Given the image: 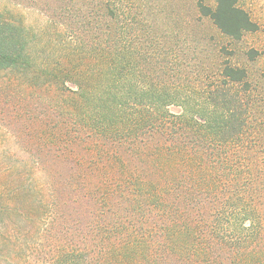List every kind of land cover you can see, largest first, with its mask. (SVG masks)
Wrapping results in <instances>:
<instances>
[{
    "label": "rangeland",
    "instance_id": "obj_1",
    "mask_svg": "<svg viewBox=\"0 0 264 264\" xmlns=\"http://www.w3.org/2000/svg\"><path fill=\"white\" fill-rule=\"evenodd\" d=\"M200 1L0 0V16L29 28L33 43L52 57V67L64 65L65 54H70L72 65L87 69L81 57L88 41L97 50L92 63L98 64L103 49L109 66L122 53L129 73L125 83L141 92L152 87L157 96L150 98L171 100L170 115L201 112L210 119L224 118L221 136L214 141L209 140L212 131L204 134L190 128L187 138H181L177 135L182 128H170L167 118L159 129H145L141 141L119 144L93 136L57 149L62 144L50 131L63 121V94L57 91L50 97L31 89L18 73L0 72V190L15 194L9 186L23 181L26 194L39 201L34 191L45 187L43 195L53 207L46 215L42 211L38 220L27 221L22 211L0 215V264H61V259L71 264H118L116 247L125 248L131 241L140 247L146 241L157 243L143 229L148 209L142 184L165 179L148 159L131 150L173 141L186 144L190 151L185 163L177 159L181 168H189L188 179L177 181L188 186L219 179L226 185L223 191L204 194L211 202H205L200 213L209 218L230 195L247 197L255 206L257 233L251 239L245 234L243 242L255 243L252 259L264 264V0L240 3L258 29L238 40L201 15ZM203 2L216 6V0ZM226 66L244 70L246 77L240 81L225 77ZM115 79L110 76L109 83ZM217 102L223 108L218 114L213 105ZM140 110L127 107L128 113ZM142 112L148 114L149 108ZM168 131L173 132L169 137ZM102 150L114 157L102 155ZM200 163L205 175L194 179ZM122 180L124 192L115 197L108 188ZM108 196H113L110 203L103 201ZM129 231L138 236L130 238ZM227 242L224 256L235 247Z\"/></svg>",
    "mask_w": 264,
    "mask_h": 264
},
{
    "label": "trees",
    "instance_id": "obj_2",
    "mask_svg": "<svg viewBox=\"0 0 264 264\" xmlns=\"http://www.w3.org/2000/svg\"><path fill=\"white\" fill-rule=\"evenodd\" d=\"M241 2L242 0H216V6L212 8L201 0L199 11L201 15L211 18L222 33L238 40L245 33L258 29V25L253 22L248 12L240 6ZM32 36L29 28L0 16V72L18 73L26 82H30L31 89L46 92L50 97L55 96L57 91L63 94V103L60 106L64 114L63 121L55 127L56 130L50 131L52 138L58 139L62 144L57 149L73 147L83 137L93 136L119 144L141 141L140 137L147 133L146 130L149 131L155 126L156 130L159 129L162 121L167 118L171 119L170 128L173 127L174 130L177 127L182 128L183 132L177 135L181 138H187L189 128L204 134L206 131H212L210 141L220 138L224 128V118L210 119L201 112L191 115L185 113L181 116L170 115L167 109L173 104L171 100L166 97L162 100L150 98L157 96L152 87L146 88L148 89L146 92H141L136 90L137 86L127 85L125 78L129 73L126 71L127 66L123 62L122 53H118L117 61L109 66L108 52L103 49L98 64H95L92 61L93 56L97 55V50L86 41L82 48L81 59L89 69L72 65L70 54H65L67 61L66 63L64 61V65L54 68L52 57H47L37 48ZM71 52L74 54L73 51ZM38 61L43 63L40 64ZM223 74L233 81H240L246 77L244 70L233 69L230 66H226ZM110 76L116 78L112 83H109ZM128 80L131 82L132 77ZM213 105L219 109L215 110L217 114L221 109L223 110L218 102ZM128 106L142 110L149 108V113H143L142 110L138 113H128ZM169 132L173 134L172 131L166 132L165 135L168 137L170 136L168 134H171ZM131 151L138 157L148 159L149 163H152L150 167L154 168V172L160 173L161 179H165L163 183L147 180L142 184V194L145 195L144 206L148 209L145 212L147 219L143 229L149 238L156 237L158 242L152 244L146 241L140 247L131 241L125 248L116 247L119 249L118 264H141L140 261L146 264H171L173 261L180 264H257L252 259V254L256 250L255 243L252 245L243 242L245 234L249 239L255 237L259 224L255 206L247 197L230 195L224 198L222 206L217 208L215 214L211 216L209 214V219L198 211L204 208L205 202H211L204 197V194L223 191L226 185H223L219 179L213 183L199 180V183H191L188 186L176 180L188 179L189 168H181L177 164V159L185 163L190 153L186 144L176 141L163 142L157 143L154 148L133 147ZM102 155L114 157L113 153L106 150H102ZM204 175L205 167L200 163L195 168L194 179H203ZM125 183L126 181L123 180L117 181L116 184L119 185L114 183L108 189L118 197L124 192L122 188ZM9 188L15 191V194L8 192L7 189L0 190V215L3 217L22 211L20 215L27 221L33 218L38 220L42 211L46 215L47 210L53 209L48 204L49 197L43 195L42 191L45 187L34 191L35 195L40 196L39 201L33 199L32 193L30 196L26 194L23 181ZM93 190L87 191L90 192L87 194L90 196ZM201 192L202 195L199 196L197 193ZM112 199L113 196H108L103 198V201L110 203ZM216 201L219 203L220 200L216 199ZM226 209L230 213L226 212ZM10 224L16 226L12 221ZM136 236H138L136 233L133 235L129 231L130 238ZM230 240L232 241L230 244L235 247H230L229 254L224 256L223 248L228 247L227 241ZM59 262L71 264L67 259H61Z\"/></svg>",
    "mask_w": 264,
    "mask_h": 264
}]
</instances>
